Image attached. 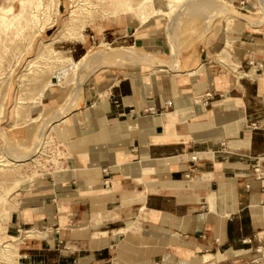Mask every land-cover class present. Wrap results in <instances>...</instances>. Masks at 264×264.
<instances>
[{
    "label": "crops",
    "instance_id": "obj_1",
    "mask_svg": "<svg viewBox=\"0 0 264 264\" xmlns=\"http://www.w3.org/2000/svg\"><path fill=\"white\" fill-rule=\"evenodd\" d=\"M245 16L218 21L176 70L104 65L86 79L56 122L62 166L11 198L18 264H264V187L248 175L264 159V20ZM147 22L61 50L81 60L100 38L161 53ZM64 85L45 90V109L67 100Z\"/></svg>",
    "mask_w": 264,
    "mask_h": 264
},
{
    "label": "rangeland",
    "instance_id": "obj_2",
    "mask_svg": "<svg viewBox=\"0 0 264 264\" xmlns=\"http://www.w3.org/2000/svg\"><path fill=\"white\" fill-rule=\"evenodd\" d=\"M4 1L0 0V4ZM43 1L46 5L39 13L42 18L41 22L43 24L45 23V27L37 33L38 35L34 36L35 40L15 67L12 74L11 86L8 90L7 104L5 105L4 112L0 113V128L4 129L0 133V193H5L6 188L13 183L16 175L24 179L18 187H15L8 193L9 203L6 204V207L9 210L13 202L11 198L17 189L33 181L36 177L62 166V161L65 159L66 154L63 145L57 139L56 129L58 126L56 125V119L60 117L59 113H62L65 109L69 113L78 105L81 91L79 89L80 86L100 66H132L153 70L159 68V66L149 63L150 58L181 62L184 53L197 50L201 47V43L211 33L218 21L228 26L235 15L245 16L238 11L239 8L237 6L239 2L233 3L228 0L231 3L229 4L223 0H184L178 3L170 13L162 11L154 14L155 17L151 18L145 24L146 27L149 26L151 32L155 31L157 34L165 36L166 42L161 53L135 46L130 51L110 48V54L104 56L102 53L108 49L107 43H111L115 47H121L127 44L121 39L107 42L100 40V38L99 40L96 39L98 41L94 44L90 54L85 55L81 60L74 61L68 51L62 50L65 52V57L69 62L72 64L78 62V77L84 80V82L78 86L73 82L67 84V90L70 91V95L58 109L49 110L43 107L40 114H38L39 108L37 109V114L36 111L32 113L30 110H24L18 116V110L15 109L17 102L35 101L36 97L40 95L33 94V91L30 90V85L27 88H22L21 85L24 82H20L18 78L23 72L28 70L29 64L36 59L40 48L45 43L54 39L55 47L53 49L61 50L63 47L62 44H64L62 43L63 41L73 40L75 38L79 39L85 35L95 40L96 36L100 37L104 35L107 30L124 29L127 24L137 25L141 22L138 16L139 11L132 9L125 10L122 6L123 4L119 3L118 0ZM107 1L108 3H106ZM86 2L88 4L82 6V11L80 6ZM135 2L137 0H128V3L134 4ZM93 3L94 5H92ZM16 4L18 7L20 6L19 0H16ZM255 4L257 7L247 12L245 16L250 23H254V20L257 19L264 20V0H255ZM244 10L248 11L246 9ZM89 12L94 16V20L87 19L89 21H87L86 26V22L78 24L86 18L87 14H90ZM173 46L175 47L174 55ZM224 54L221 57L231 62L229 53L226 51ZM144 57L147 60H143ZM7 64V62L3 63V65ZM70 69L71 65L63 68L62 71L66 73ZM89 72L90 74L87 76ZM36 145H39L37 146L38 148ZM32 152L36 154L30 160L31 162L28 165H20L18 172L7 169L3 170L4 160L9 156L14 153L15 155H23ZM7 221L8 219L0 217V224L4 227L0 228V253L2 252L1 248H3V243H9V241H13V243L18 242V240L11 239L7 236ZM10 264L18 263L13 262Z\"/></svg>",
    "mask_w": 264,
    "mask_h": 264
},
{
    "label": "bare ground",
    "instance_id": "obj_3",
    "mask_svg": "<svg viewBox=\"0 0 264 264\" xmlns=\"http://www.w3.org/2000/svg\"><path fill=\"white\" fill-rule=\"evenodd\" d=\"M182 1L184 0H137V2L132 4V3H128V0H118L119 3L123 4L122 6L124 7L125 10L132 9L135 11H139L138 16L142 23L147 22L152 16H154V14L160 13L162 11L170 13L172 10L175 9L176 5ZM223 1L231 4L230 2H228V0H223ZM19 3H20L19 7L16 4V0H5L0 4V113L4 112L5 105L7 104V98L9 95L8 90L9 87L11 86L12 74L15 67L17 66L21 58L24 56V54L28 51V48L31 46L33 41L35 40L34 36L38 35L37 33L42 31L45 27V23L43 24L41 22L42 18L39 13L41 12L42 8H44L46 5V3L43 0H19ZM106 3H108V1ZM87 4H88L87 2L83 3L80 6L81 10H82V6H86ZM92 5H94V3ZM87 19L94 20V16L91 13L87 14L86 18L78 24H83L86 22L85 23L86 26L87 21H89ZM247 21L249 22V20ZM54 44H55L54 39H52V41L45 43L40 48L36 56V59L34 58L35 60H33L30 64L28 63L29 64L28 70L23 72L19 76L18 80L20 82H24L21 85L22 88H27L30 85V90L33 91V94H40V95L36 97L35 101H31V102L19 101L20 103L17 102L15 105V109L18 110L17 111L18 116H20V114L24 110H30L32 111V113L36 111L37 114L38 108H39L38 114L41 113V109L44 107L43 106L44 92L49 87L48 86L49 84L53 83V84L64 85L73 82L75 83L76 86H78L84 82V80L78 77V72H77L78 62H75L74 64L69 62V60L65 57V52L59 49L57 50L53 49L55 47ZM107 44H108V49H106L104 53H102V55L104 56L110 54L111 52L109 51L110 48L112 49L118 48L122 51L125 50L130 51L134 47L128 45L115 47L112 46L111 43H107ZM178 52L180 53V51ZM143 60H147V59L144 57ZM149 61H150L149 63H151L152 65L155 66L157 65L159 67L164 65L171 69L176 68L179 63L178 61L176 62L167 61L159 58H150ZM4 62H7L8 64L3 65ZM70 65H71L70 71H68L67 73H63L62 69ZM89 74L90 72L87 74V76ZM66 113H67V109H65L62 113H59L60 117L56 119V122L65 123L68 114ZM2 129L0 128V133ZM37 146L39 145H36V147ZM35 154L32 152L23 155H15L14 153L13 155L9 156L7 159L4 160L5 163L3 164L4 166L3 170L7 169L18 172L19 170L18 167L24 164L28 165V163L31 162L30 160L33 158ZM13 180H14L13 183L6 188L5 193H0L1 218L8 219L9 217L10 210L6 207V204L9 203L8 193H10L15 187H18L24 179L21 178L19 175L18 176L16 175V177ZM1 227L2 225L0 224V228ZM7 236L11 237L14 240H17V238L14 236L8 234ZM17 243H13V241H9V243L8 242L3 243L2 245L3 248H1L2 252L0 253V264H10L13 262L18 263Z\"/></svg>",
    "mask_w": 264,
    "mask_h": 264
},
{
    "label": "built area",
    "instance_id": "obj_4",
    "mask_svg": "<svg viewBox=\"0 0 264 264\" xmlns=\"http://www.w3.org/2000/svg\"><path fill=\"white\" fill-rule=\"evenodd\" d=\"M244 7H245V4H244ZM247 10H250V7ZM213 96H214L213 93L209 91L205 93L204 95L198 96L197 100L201 101L203 98L211 99ZM166 106L171 107L172 103L170 101H167ZM252 126L253 128L258 127L255 122L252 123ZM248 175L255 177L257 180L260 181L261 185L264 187V159H256L254 163L252 164L251 172ZM247 186L250 187V183L247 184Z\"/></svg>",
    "mask_w": 264,
    "mask_h": 264
}]
</instances>
